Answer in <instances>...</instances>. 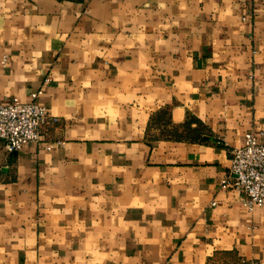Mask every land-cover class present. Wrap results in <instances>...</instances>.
Masks as SVG:
<instances>
[{"label":"crops","instance_id":"0c3cea01","mask_svg":"<svg viewBox=\"0 0 264 264\" xmlns=\"http://www.w3.org/2000/svg\"><path fill=\"white\" fill-rule=\"evenodd\" d=\"M40 89L0 264H264V207L221 187L264 131V0H0V104Z\"/></svg>","mask_w":264,"mask_h":264},{"label":"built area","instance_id":"2783aa9c","mask_svg":"<svg viewBox=\"0 0 264 264\" xmlns=\"http://www.w3.org/2000/svg\"><path fill=\"white\" fill-rule=\"evenodd\" d=\"M50 78L46 79L49 82ZM43 89L32 93L30 101L13 97L0 104V144L14 153L26 144L41 143L43 127L50 115L48 109L37 102ZM63 141H52L46 145L52 150ZM231 166L228 174L221 180V187L237 191L243 205L249 210L264 207V131L249 132L243 146L230 150ZM242 264H247L243 262Z\"/></svg>","mask_w":264,"mask_h":264}]
</instances>
